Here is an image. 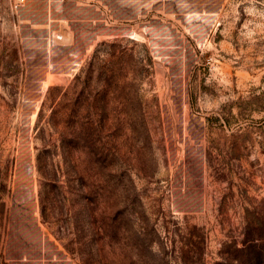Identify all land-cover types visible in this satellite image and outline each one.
<instances>
[{"label":"rangeland","instance_id":"1","mask_svg":"<svg viewBox=\"0 0 264 264\" xmlns=\"http://www.w3.org/2000/svg\"><path fill=\"white\" fill-rule=\"evenodd\" d=\"M15 3L0 264H264V0Z\"/></svg>","mask_w":264,"mask_h":264},{"label":"built area","instance_id":"2","mask_svg":"<svg viewBox=\"0 0 264 264\" xmlns=\"http://www.w3.org/2000/svg\"><path fill=\"white\" fill-rule=\"evenodd\" d=\"M25 3V0H16L15 6L19 7ZM63 39V34L61 33H51L49 35V41H59Z\"/></svg>","mask_w":264,"mask_h":264},{"label":"crops","instance_id":"3","mask_svg":"<svg viewBox=\"0 0 264 264\" xmlns=\"http://www.w3.org/2000/svg\"><path fill=\"white\" fill-rule=\"evenodd\" d=\"M67 31V30H66Z\"/></svg>","mask_w":264,"mask_h":264},{"label":"trees","instance_id":"4","mask_svg":"<svg viewBox=\"0 0 264 264\" xmlns=\"http://www.w3.org/2000/svg\"><path fill=\"white\" fill-rule=\"evenodd\" d=\"M1 190V189H0Z\"/></svg>","mask_w":264,"mask_h":264}]
</instances>
